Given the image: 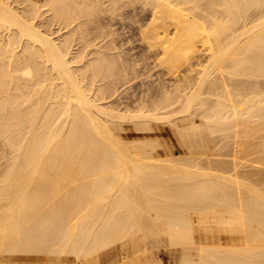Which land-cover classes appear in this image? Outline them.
Listing matches in <instances>:
<instances>
[{"label":"bare ground","instance_id":"bare-ground-1","mask_svg":"<svg viewBox=\"0 0 264 264\" xmlns=\"http://www.w3.org/2000/svg\"><path fill=\"white\" fill-rule=\"evenodd\" d=\"M166 243L264 264V0H0V264Z\"/></svg>","mask_w":264,"mask_h":264},{"label":"rangeland","instance_id":"rangeland-1","mask_svg":"<svg viewBox=\"0 0 264 264\" xmlns=\"http://www.w3.org/2000/svg\"><path fill=\"white\" fill-rule=\"evenodd\" d=\"M53 28L56 29L57 27H53ZM55 35H57V34H55ZM136 44H137V42L135 43V45ZM142 61H141V65L143 66V63L145 61H143V62ZM148 61L149 60H147V62ZM145 75L146 76H144V74H143V76L140 77V79H142L143 77L144 78L147 77L148 74H145ZM130 134H131V136L128 137V139H126L127 142H131V141L143 138V135L141 133H137V132L135 133L134 132V133H130ZM152 138L159 139L161 141V143L164 144L163 146L158 147V152L164 153V150L166 149V146H167L166 142H171L174 144L175 156H179V157L180 156L181 157L186 156L183 148L179 145V143L176 141V139H174L172 141L167 134H164V135L159 136V137H155V135H153ZM118 245H119V243H117V245H115V246H118ZM154 250H156V249H154ZM159 250H160V257H161L164 264H177V261L180 259V256H181L180 255L181 254V247L180 246H170L166 243V245H162L161 247H159Z\"/></svg>","mask_w":264,"mask_h":264}]
</instances>
